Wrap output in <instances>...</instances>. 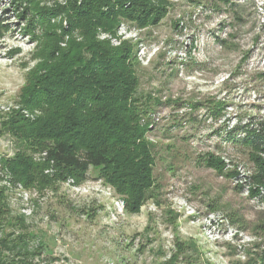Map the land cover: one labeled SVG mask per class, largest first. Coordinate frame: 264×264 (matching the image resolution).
<instances>
[{"label": "rangeland", "instance_id": "obj_1", "mask_svg": "<svg viewBox=\"0 0 264 264\" xmlns=\"http://www.w3.org/2000/svg\"><path fill=\"white\" fill-rule=\"evenodd\" d=\"M138 1L0 0V264H264V0ZM103 41L140 135L113 171L59 166L49 74Z\"/></svg>", "mask_w": 264, "mask_h": 264}, {"label": "trees", "instance_id": "obj_2", "mask_svg": "<svg viewBox=\"0 0 264 264\" xmlns=\"http://www.w3.org/2000/svg\"><path fill=\"white\" fill-rule=\"evenodd\" d=\"M138 2L89 0L85 10L78 11V17L109 22L119 13L135 11ZM88 49L91 59L82 53L86 56L82 58L86 65L84 74L76 78L77 72L66 69L67 62L55 65L50 72L47 86L56 91L48 95L53 112L41 122L39 139L49 143L47 159L59 166L78 171L97 167L113 171L120 167L123 154L140 135L139 112L130 103L127 64L118 49L108 41L97 42ZM248 139L261 148L264 131L260 128Z\"/></svg>", "mask_w": 264, "mask_h": 264}]
</instances>
